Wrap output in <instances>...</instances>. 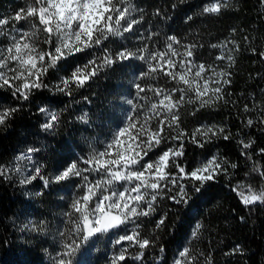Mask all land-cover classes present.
Listing matches in <instances>:
<instances>
[{
	"label": "trees",
	"instance_id": "trees-1",
	"mask_svg": "<svg viewBox=\"0 0 264 264\" xmlns=\"http://www.w3.org/2000/svg\"><path fill=\"white\" fill-rule=\"evenodd\" d=\"M208 2L185 0L173 7L176 0H133V4L143 10V19H140L139 12L133 13L140 20L134 26L136 34L125 33L122 37H112L104 45L114 51L122 47L135 51L142 44L162 50L166 37L176 35L181 45H200L193 57L196 63L214 65L217 72L227 70L232 73V84L225 85L227 92L232 94L227 105L217 102L215 107L201 109L195 116L188 115L193 111V106L186 105L181 117V127L189 135L201 125H217L225 127V134H232V139L224 140L222 136L214 138L205 143L203 148L185 140V155L178 161L186 170H191L198 161L219 154L229 161L226 167L231 175L221 174L210 186H205L201 194L194 195L190 206H180L171 212L169 225L177 216L180 217L175 229L153 233L154 220L159 215L140 218L138 222L141 223L142 234L159 237L154 247L144 250L143 264H172L173 258L184 246L193 250V255L201 264L204 261L201 253H211L212 264H264V206L256 202V205L246 207L240 202L239 196L231 191V187L240 181L256 189L261 186V178L251 172V168L254 163L264 165V158L258 151L264 148V131H261L264 124L260 123L261 111L264 110V57L258 54L264 51V0H225L232 7L222 10L220 14L200 15V8ZM23 6V0H0V17H10ZM156 9L160 10L159 15H154ZM189 15L193 17L192 20L187 19ZM233 29L236 31L232 32ZM148 33L157 35L143 41L136 39V36H146ZM225 41H235L238 46L233 52L235 62L231 67L226 59H215L228 49L211 47L212 44ZM5 42V38L0 36V44ZM181 45L176 47L183 51ZM251 48L257 51L253 52ZM90 58V55L70 58L61 65L59 75L68 74L77 63H85ZM147 71V61L137 56L105 68L82 88L75 89L73 86L71 95L49 92L47 89L37 90L9 121V127L6 130L0 128V164L13 169L19 165L23 170L22 175H26V170L28 174L33 172L34 164H43V174L48 175L59 165L70 163L71 159L80 155H87L89 146L101 148V141H106L113 131L122 126L127 115L133 112L128 100L149 106L155 102L139 99L136 84L145 88L150 85L175 86L171 80L165 82L162 75L155 79L152 76H140L141 72ZM208 74L211 75L210 68ZM57 79L58 75L53 72L47 82L52 84ZM146 94L149 97L153 95L151 92ZM17 103L10 91H0V105L15 107ZM245 105L248 111H244ZM45 106L53 111L66 108L59 125L47 133L40 127L45 122V116L38 111L39 107ZM85 113L88 116L86 123L76 119ZM248 119H253L255 126L247 127ZM241 141H254V144L244 150ZM167 146H171V143ZM29 147L39 151L32 154L31 161H17L15 158ZM161 150H166V147ZM245 151L251 153L252 159L242 154ZM231 163L237 164V168L232 169ZM9 175L12 179L0 177V264H55L53 260L57 245H60L61 252L63 243L72 238L60 235L61 232L67 233L70 228L65 213L70 211L74 193H82L73 184H53L44 190L43 195L36 196L34 193L40 191L42 185L39 179L22 186L18 183L21 174L13 171ZM74 180L79 182V178ZM174 207L171 201L159 202L161 214ZM241 216L246 219L241 220ZM150 220L153 222L148 223ZM41 221L44 223L41 224ZM197 221L203 227L197 237H192L191 230ZM33 225L43 230L34 231ZM55 227L60 229L59 234H56ZM132 227V224H128L110 230L107 238L101 234L95 235V247L86 256V264H110L111 257L119 253L122 247L127 248V264H140V261L133 259L140 251L138 245L129 247L127 241H121L119 245L114 243L120 235L130 233ZM161 245L166 248L164 253L159 251ZM237 245L244 249L243 254L225 255Z\"/></svg>",
	"mask_w": 264,
	"mask_h": 264
},
{
	"label": "snow or ice",
	"instance_id": "snow-or-ice-1",
	"mask_svg": "<svg viewBox=\"0 0 264 264\" xmlns=\"http://www.w3.org/2000/svg\"><path fill=\"white\" fill-rule=\"evenodd\" d=\"M184 2L176 0L173 7ZM23 4L12 16L0 17V36L6 41L0 44V91H10L18 101L15 107L0 105V128L6 130L9 127V121L37 90L47 89L49 92L71 95L73 86L75 89L82 88L105 68L137 56L147 61L148 71L141 72L140 76H152L155 79L162 75L165 82H175L174 87L150 85L145 88L136 84L139 99L155 102L149 106L128 100L135 114L130 112L122 126L113 131L106 141H101V148H93L87 155H80L71 159L70 163L59 165L48 175L43 174V164H34V171L28 175H22L23 170L19 165L13 169L0 164V177L12 179L9 173L15 171L22 176L18 181L22 186L39 179L42 185L41 190L34 193L36 196L43 195L44 190L53 184H73L82 193H74L70 211L65 213L70 228L67 233L61 232L60 235L72 238L63 243V250L57 253L55 264H71L66 257L73 256L95 234L108 233L128 224L133 225L130 233L120 235L114 243L119 245L121 241H127L129 247L138 245L140 251L133 259L143 264L144 250L154 247L159 237L143 235L141 223L138 222L140 218L159 215L154 220L153 233L175 229L180 217L177 216L169 225L171 212L180 206H190L194 195L201 194L205 186H210L221 174L231 175L226 167L229 161L219 154L198 161L191 170H186L178 161L185 155V140L203 148L205 143L214 138L222 136L224 140L232 139V134H225V127L217 125H201L193 129L190 135L181 127L182 110L186 105L193 106V111L188 115L195 116L201 109L215 107L217 102H223L224 105L229 103L228 98L232 94L227 92L225 85L232 84V73L227 70L217 72L214 65L196 63L193 57L200 45H181L176 35L166 37L162 50L149 48L147 44H142L135 51L124 47L114 51L104 46L112 37H122L125 33L136 34L134 26L140 20L133 13L139 12L140 19H143V10L135 6L133 0H23ZM230 7L225 0H209L199 11L200 15L220 14ZM159 14L160 10L156 9L154 15ZM187 19L192 20L193 17L189 15ZM10 24L11 28L8 27ZM156 35L148 33L146 36H136V39L143 41ZM176 45H181L184 50L180 51ZM211 47L228 49L216 56V60L226 59L229 67L235 62L233 52L238 48L235 41L212 44ZM250 50L257 51L255 48ZM258 54L264 57V51ZM87 55L91 58L85 63H77L68 74L59 75L61 65L70 58ZM209 68L211 75L208 74ZM53 72L58 75V79L49 84L47 81ZM147 92L153 95L149 97ZM65 110L53 111L46 106L39 107L38 111L45 116V122L40 125L41 130L46 133L53 131ZM248 110L245 105L244 111ZM261 117L260 123L264 124V110L261 111ZM76 119L86 123L88 116L85 113ZM246 126H255L254 120L248 119ZM169 143L171 146H167ZM240 143L247 150L254 141ZM165 147L166 150H161ZM38 151L29 147L15 159L31 161L32 154ZM258 151L264 158V148ZM242 154L252 159L251 153L245 151ZM230 167L236 169L237 164L231 163ZM251 172L261 178L260 188L240 181L231 187V191L239 196L240 202L246 207L254 206L256 202L264 206V165L254 163ZM90 176L93 179H89ZM74 178H79V182ZM161 200L171 201L175 207L161 214ZM240 219L246 218L241 216ZM202 227V223L197 221L191 236L197 237ZM33 230L43 229L33 225ZM159 251L164 253L166 248L161 245ZM243 251L237 245L225 255L243 254ZM200 255L204 257L203 264H212L211 253ZM126 256L127 248L122 247L119 253L111 257L110 264H127ZM172 264L201 262L189 246H184L173 258Z\"/></svg>",
	"mask_w": 264,
	"mask_h": 264
},
{
	"label": "rangeland",
	"instance_id": "rangeland-1",
	"mask_svg": "<svg viewBox=\"0 0 264 264\" xmlns=\"http://www.w3.org/2000/svg\"><path fill=\"white\" fill-rule=\"evenodd\" d=\"M93 148L99 149L100 147L91 145L88 148V153ZM26 175H28V170H26ZM54 230H55L56 234L60 233V229L58 227H55ZM98 234L104 235L105 238H107L106 237L107 233H98ZM95 235H97V234H95ZM95 235L93 237H91L86 243H84L82 248L77 249V251L73 255V257L71 259H69L71 261V264H86V261H85L86 256L90 255L91 252L93 251V248L95 247ZM57 246L58 247H57V252L56 253H59L60 252L59 251L60 245H57ZM56 259H57V254L55 256V259L53 260L54 263H55Z\"/></svg>",
	"mask_w": 264,
	"mask_h": 264
}]
</instances>
